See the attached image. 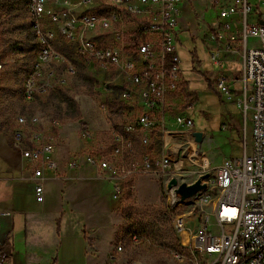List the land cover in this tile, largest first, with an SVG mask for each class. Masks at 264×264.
I'll use <instances>...</instances> for the list:
<instances>
[{
	"label": "built area",
	"instance_id": "built-area-1",
	"mask_svg": "<svg viewBox=\"0 0 264 264\" xmlns=\"http://www.w3.org/2000/svg\"><path fill=\"white\" fill-rule=\"evenodd\" d=\"M195 1L61 0L52 5L51 0H27L38 52L24 84L22 102L27 108L55 85L67 84L55 68L67 56L64 58L55 49L56 32L43 27L46 19L61 23L65 42L72 44L86 69L113 73V87L106 85L105 92L117 89L120 113L126 116L122 128L112 130L113 156L125 155L126 166L91 154L84 157L89 166L112 183L113 198L122 197L125 181L132 177L149 175L163 180L174 229L182 235L193 223L189 240L182 243L191 264H264V14L256 23H249L252 0H211L217 19L210 35L218 49L211 57L221 69L226 66L219 59L221 54L235 56L242 49L245 90L239 106L251 113L252 151L241 159L225 160L217 168L211 187L185 202L175 192L176 187L168 188L173 178L182 182V149L197 145L194 122L183 114L194 103L188 104L184 91L187 81L181 68L178 38L183 6ZM249 39L255 40L251 46ZM1 56L0 73L4 66ZM75 72L74 65L68 62L66 73ZM232 82L234 79L225 72L216 78V88L227 100H232L236 91ZM102 109L107 110L106 103ZM59 125L52 120L51 127L43 129L42 120L28 109L15 118L11 143L31 163L37 196L44 193L46 171L58 167L53 154ZM168 125H173L171 132L165 131ZM157 133L166 137L160 155L146 150ZM167 135L171 136L168 140ZM81 138L96 141L89 130L82 131ZM135 143L142 153H138ZM79 158L73 154L68 168L76 169ZM182 209L183 213L176 214ZM133 241L138 243V237L134 236ZM122 250V246L117 247L118 252ZM7 258L0 253V264H6ZM176 258L185 260L180 255Z\"/></svg>",
	"mask_w": 264,
	"mask_h": 264
},
{
	"label": "rangeland",
	"instance_id": "rangeland-1",
	"mask_svg": "<svg viewBox=\"0 0 264 264\" xmlns=\"http://www.w3.org/2000/svg\"><path fill=\"white\" fill-rule=\"evenodd\" d=\"M57 1L61 0H51V4ZM27 5V0H0V54L4 65L0 73V133L10 135L15 117L21 110L25 81L33 69L38 52ZM263 14L264 3L252 0L249 23H256ZM216 19L217 11L208 5L195 13L187 30L178 32L181 68L190 91L186 99L188 104L194 103L192 109H185L183 114L192 118L195 131L204 133L203 141L198 146L188 148L185 145L182 149L185 160L180 179L183 183L192 184L209 174L204 180L208 187H211L217 168L225 160L241 159L252 151L251 113H246L244 107L239 106L245 90L242 49H238L235 56L220 55L219 59L226 63L223 69L214 65L211 54H216L218 49L215 41L210 40V35ZM60 25L46 19L43 27L56 32L55 49L64 58L67 56L66 60L55 64L59 76L66 78L67 84L55 85L26 110L42 120L43 129H49L52 120L58 121L60 125L56 135L60 134L61 128L76 133L71 156L76 154L84 159L91 154L108 159L117 166H126L128 161L125 155V158L113 156L112 130L121 129L126 120V116L120 113L117 89L110 94L105 92L106 85L113 87L110 84L114 79L113 73L82 70L72 44L65 42ZM254 42V39H249L250 46ZM68 62L75 67L74 75L66 73ZM220 72L233 75L235 81L238 78L236 83H232L241 93L234 95L232 100H227L216 88V78ZM65 95L72 97L76 106ZM105 103L107 110L103 111L102 105ZM84 130L94 133L96 141L83 140L81 133ZM172 130L173 125L165 128L167 132ZM165 138L164 134L157 133L146 150L162 154ZM169 138L171 136L167 135V140ZM135 146L138 153H142L138 143ZM184 211L177 210L176 214ZM185 213L189 214L190 211L186 209ZM113 214L120 221L114 246L123 247L120 252L126 256L127 264H191L182 243L189 240L193 223L182 235L174 229L165 181L149 175L126 180L123 195L117 200ZM134 236H138V243L133 241ZM177 255L185 257L184 262H180Z\"/></svg>",
	"mask_w": 264,
	"mask_h": 264
},
{
	"label": "crops",
	"instance_id": "crops-1",
	"mask_svg": "<svg viewBox=\"0 0 264 264\" xmlns=\"http://www.w3.org/2000/svg\"><path fill=\"white\" fill-rule=\"evenodd\" d=\"M208 5L211 0L185 3L180 30ZM76 137L60 129L53 154L58 167L46 171L44 193L37 196L31 163L13 148L10 133H0V253L8 256L6 264H127L114 246L120 221L112 183L81 157L76 169L68 168Z\"/></svg>",
	"mask_w": 264,
	"mask_h": 264
},
{
	"label": "water",
	"instance_id": "water-1",
	"mask_svg": "<svg viewBox=\"0 0 264 264\" xmlns=\"http://www.w3.org/2000/svg\"><path fill=\"white\" fill-rule=\"evenodd\" d=\"M195 137V141L197 142V145H199L204 138V133L195 131L193 133ZM209 177V174L203 175L200 179H198L196 182L192 184L188 183H180L178 182L177 178H173L170 180L168 184V188L171 189L173 187H176L175 192L180 195L181 201L185 202L193 197H195L200 192L207 190V184L204 180H206Z\"/></svg>",
	"mask_w": 264,
	"mask_h": 264
},
{
	"label": "trees",
	"instance_id": "trees-1",
	"mask_svg": "<svg viewBox=\"0 0 264 264\" xmlns=\"http://www.w3.org/2000/svg\"><path fill=\"white\" fill-rule=\"evenodd\" d=\"M68 54H71V53H68ZM80 67L82 68V70H85L86 69L82 64H81ZM184 91H185L186 95L189 96L190 91H189L188 83H185V85H184ZM65 96L72 103L73 106H76V103L74 102V100L72 99V97H69L68 95H65ZM20 109H21V110H19L20 113H23L26 110V107L24 106L23 102L21 103V108ZM14 123H15V121H14ZM84 126H86V125H84ZM13 128H14V125L12 126L10 132L13 130Z\"/></svg>",
	"mask_w": 264,
	"mask_h": 264
}]
</instances>
